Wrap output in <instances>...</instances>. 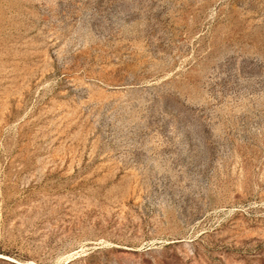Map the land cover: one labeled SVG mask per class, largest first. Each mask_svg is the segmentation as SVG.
I'll return each instance as SVG.
<instances>
[{"label":"rangeland","instance_id":"374dc122","mask_svg":"<svg viewBox=\"0 0 264 264\" xmlns=\"http://www.w3.org/2000/svg\"><path fill=\"white\" fill-rule=\"evenodd\" d=\"M0 264H264V0H0Z\"/></svg>","mask_w":264,"mask_h":264}]
</instances>
